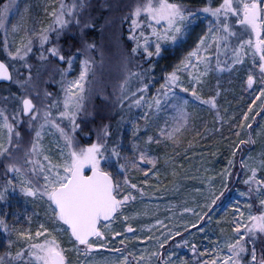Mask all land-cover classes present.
I'll use <instances>...</instances> for the list:
<instances>
[{
	"label": "rangeland",
	"instance_id": "1",
	"mask_svg": "<svg viewBox=\"0 0 264 264\" xmlns=\"http://www.w3.org/2000/svg\"><path fill=\"white\" fill-rule=\"evenodd\" d=\"M60 2L61 0H5L0 7H3L5 3L13 5L6 22L9 29L7 40L10 47L14 48L25 34L23 28L18 32L11 31L14 23L22 24L29 30L39 31L51 20L45 9L50 11L52 7H58ZM63 2L71 5L73 2L79 3V0H63ZM136 2L137 0H87V7L78 12L80 24H76L73 19L72 24L60 36L59 41L56 40L55 33H52V42L46 44L43 49L47 59H40L42 49L38 39L35 41L33 51L26 57L27 63L31 65L30 69L24 66V61H12L4 52L6 34L4 29L0 28V55L10 65H16L11 68L13 75L11 85L0 88V110H4L11 116L18 106H22L20 98L24 95L30 96L38 108H43L52 100L59 99L62 109L64 95L62 85L79 76L81 60L91 59L93 63L86 80L84 108L77 117V122L80 124V128L76 131L77 140L81 145L92 143L96 141L98 134H101L104 126L108 125L109 136L101 135V138L108 140L109 155L111 145L116 144L121 152V163L125 162L124 157L135 158L139 168H130L128 175L131 182L136 183L138 188L144 189V194L137 189H128L136 196V199L127 202L119 211L117 219L113 221V228L120 231L122 235L113 238L109 234V247L122 248L124 245H120L119 241L133 236V233L125 231L126 223H130L134 234L141 237L159 236L162 232L166 233V229L175 228L180 231L181 235L174 236L173 240L165 244L163 249L158 248L155 240L131 239L127 240L128 249L129 251L134 250L137 255L145 248L149 252L153 250L160 252L159 258H151L152 264H163V258L167 257L169 252L175 253L171 257L172 260L182 258L188 264H197L198 261L211 259L214 255L208 253L201 256L200 252L205 247L211 248L218 238L231 234L236 207L245 213L248 212L246 204L250 203L253 206V212L261 207L260 198L255 192L251 196L240 195L242 192H248V185L244 183V180L251 175L250 171L242 167V160L251 166L260 168L257 176L264 177V168H261L259 164V161L264 159V108L261 107L264 104V98H257L259 83L252 89H248L246 83L249 69L257 75V78L259 71L253 67L251 59L246 58L243 64H236L231 69L209 72L203 78L204 83L200 86V91L205 99L209 96H216V108H212L201 100H196L190 93L181 92L179 88L174 89L178 95L189 101L188 123L176 133L175 142L160 137L159 128L163 127L166 121L168 125H174V118L177 117L175 110L169 106L171 101L164 104L163 110L155 115H152L146 104L143 107L133 106L129 109L130 99L125 100L123 106L118 102L119 85L129 69L138 71L141 68L147 69L149 64H152L154 65L151 72L152 82L146 93L151 99L159 85L163 83L165 72L171 71L179 60L195 47L199 36L207 30L208 20L211 17L199 14L200 18L192 23L181 41L175 44H162V52L159 56L147 57L142 49L140 54L132 56L131 48L134 41L129 38L130 12ZM180 2L195 11L209 2L216 6L221 0H180ZM232 23L238 32L243 31L239 25L235 24V17H232ZM85 24L88 26L85 27ZM244 38H247V34H244ZM235 42L233 40V43ZM53 43H58L65 56L74 57L70 68L67 60L61 62L57 57H52L47 53L46 49ZM88 44H94L95 48H87ZM78 49L80 51H77ZM152 50L155 51L154 45ZM211 52L210 59L214 68L215 48L211 49ZM230 57L231 52H228L229 63L231 62ZM220 59L225 60V55L221 54ZM63 69H68V71L62 80ZM29 72H31V80L28 79ZM17 80L25 83L19 84ZM184 83L187 86V74H184ZM139 86V80L131 81L130 87L133 92ZM217 90H219V95H216ZM46 92L52 95L46 96ZM254 100L255 103H253ZM249 105L253 109L249 117L254 116L255 119L244 121L243 114L249 111ZM52 111L55 113L56 109ZM145 112H149L147 127H145V120L141 118ZM121 117L124 118L121 119ZM23 119L26 122L28 118ZM56 119L60 118L56 117ZM242 121H244L243 126H241ZM134 123L140 126L136 136H133L132 132ZM63 124L68 125V121L65 120ZM248 124H251V128ZM19 127L23 133L22 147L19 150L22 153L30 143L31 133L26 123L20 124ZM112 132H115L116 136L109 139ZM149 135L161 142L157 143L156 139L148 142ZM250 138L255 143H246L240 145L238 149L235 148L240 140L248 141ZM57 140L58 135L47 132L44 134L43 143L54 159L58 158L59 152L56 147ZM134 143H139L141 147L146 144L148 155L155 157L156 163L140 161L139 152L133 157ZM234 149L235 155H233ZM229 159L233 160V164L230 166L231 175L227 180L228 188L224 190V195L210 210L203 209L212 217L211 221L205 218L196 227H189L190 223H195L197 217L193 212H185L184 209L191 208L194 212H201L200 206L205 202L204 197L208 194L209 183L217 187L221 184L223 179L221 173L229 167ZM5 163L6 157H0V190H3L8 177L15 176L14 173L6 174ZM110 170L123 183V173L115 157L111 158ZM145 180L148 183H143ZM124 216H128L129 220L125 221ZM0 217L5 220L10 229H13L9 234L0 226V255L9 250V239L15 242L10 247L13 253L23 244V241L17 239L15 231L30 229L35 233L40 223L52 226L46 204L39 199L25 197L18 187H9L6 198L0 200ZM156 220H160L162 225H157ZM144 225H152V228H145ZM200 228L204 231H200ZM221 229L224 231L222 232ZM181 238L189 241V245L180 244ZM61 239L66 247H70L67 235H61ZM191 244L197 246L196 253L192 252ZM256 248L257 259H259L261 253L264 252V237L257 240ZM113 255L116 254L107 249H99L95 250L94 257L89 256L87 259L94 258L97 264H103L105 257ZM68 257L72 264H75L76 253L69 251ZM245 258L250 259V252L245 254ZM80 259L85 258L80 257ZM14 264H23V261H16ZM132 264H136V261H132Z\"/></svg>",
	"mask_w": 264,
	"mask_h": 264
},
{
	"label": "snow or ice",
	"instance_id": "2",
	"mask_svg": "<svg viewBox=\"0 0 264 264\" xmlns=\"http://www.w3.org/2000/svg\"><path fill=\"white\" fill-rule=\"evenodd\" d=\"M12 6L10 3H5L3 7H0V28L4 29L6 34L3 49L12 61H24V66L30 69L31 65L27 63L26 57L33 51L35 41L38 39L42 49L40 59H47L43 49L46 44L52 42V33H55L56 40L59 41L60 36L72 24L73 19L76 24H80L78 12L87 7V0H79V3L73 2L71 5L61 0L58 7H52L50 11L45 9L51 20L39 31L29 30L22 24L14 23L11 31L18 32L23 28L25 33L14 48L10 47L7 40L9 29L6 23ZM199 14L211 17L208 20L207 30L199 36L195 47L191 48L171 71L165 72L163 83L159 85L151 99L146 93L152 82L151 72L154 68L152 64H149L147 69L141 68L138 71L129 69L119 85L118 102L123 106L124 101L130 99L129 109L133 106L143 107L146 104L152 115H155L163 110L164 104L171 101L169 106L177 113V117L174 118L175 123L170 126L166 121L164 126L159 128V135L173 142H175L176 133L188 123L190 115L187 111L189 101L178 95L174 89L179 88L181 92L190 93L196 100H201L212 108H216V96H209L205 99L200 91V86L204 83L203 78L213 70L231 69L236 64H243L246 58H250L253 67L259 71V77L257 78V75L249 69L246 80L247 88L252 89L259 83L257 98H264V0H221L216 6L209 2L195 11L180 0H137L130 12L129 38L134 41L131 55L140 54L142 49L147 57L159 56L162 52V44H175L181 41L192 23L200 18ZM232 17H235V24L240 26L242 32H238L233 27ZM244 34H247L246 39ZM233 40L236 42L233 43ZM153 45L155 51L152 50ZM87 48H95V45L88 44ZM213 48L216 54L214 68L210 59ZM46 51L61 62L67 60L69 68L71 67L74 57L65 56L58 43H53ZM228 52H231L230 63L227 59ZM221 54L226 57L223 61L220 59ZM92 63L91 59L81 60L79 76L62 85L64 89L62 109L59 99L52 100L43 108H38L30 96L24 95L20 98L22 106H18L11 116L4 110H0V157H6V174H15L14 177H8L4 183L3 190H0V200L6 198L9 187H18L25 197L43 201L52 221L51 227L40 223L35 233L30 229L15 231L17 239L23 241V244L13 253L10 247L15 242L9 239V250L0 255V264H14L16 261H23V264H72L68 257L69 251H74L77 255L75 264H97L94 258L92 260L87 258L94 257L95 250L99 249H107L116 254L112 257H105L103 264H132V261H136V264H152L151 258H159L160 252L155 250L149 252L145 248L137 255L134 250L129 251L127 240H155L158 248L163 249L164 245L173 240L174 236L181 235L180 231L174 228L166 229V233L162 232L159 236L141 237L134 234L130 223H126L125 231L133 233V236L119 241L120 245H124L122 248L109 247V234L113 238L122 235L120 231L113 228V221L117 219L119 211L127 202L136 199V196L128 189H137L141 194H144V189L138 188L136 183L131 182L128 175L130 168H139L135 158L124 157L125 162L121 163V152L116 144L111 145L109 155L108 140L101 138V135L109 136L108 125L104 126L101 134H98L96 141L92 143L81 145L77 140L76 131L80 128L77 117L84 108L86 80ZM15 66V64L10 65L0 60V80L12 81L13 75L10 69ZM67 71L68 69L62 70V80ZM184 74H187V86L184 83ZM28 79L31 80V72H29ZM134 79L140 82L135 92L130 87ZM16 82L25 83L19 80ZM45 95L51 96L52 94L46 92ZM216 95H219V90ZM261 107L264 108V104ZM52 109H56L55 113ZM153 109L155 111H152ZM252 110L249 105V111L243 114L244 121L255 119L254 116L249 117ZM24 117L28 118L26 122ZM56 117L60 119L57 120ZM141 118L145 120V127H147L149 112H145ZM65 120L68 121V125L63 124ZM244 121L241 122V126ZM22 123H26L30 130L31 139L29 145L21 153L19 150L22 147L23 133L19 125ZM248 127L251 128V124H248ZM139 128L140 126L134 123L133 136H136ZM46 132L58 135L56 147L59 152L56 159L49 154L50 150L43 143ZM154 139L156 138L151 135L147 137L148 142ZM156 142L161 141L156 139ZM246 143H255V141L251 138L248 141L240 140L235 148L238 149L240 145ZM137 152H139L140 161L156 163V158L148 155L146 144L141 147L139 143H134L133 157ZM233 155H235V149ZM112 157L116 158V163L123 173V183L110 170ZM232 164L233 160L229 159V167L221 173L223 179L218 187L209 183L208 194L204 197L205 202L200 206L201 212H194L191 208L184 209L185 212H193L197 217L195 223H190L189 227H196L205 218L211 221L212 217L203 209L210 210L224 195V190L228 188L227 180L231 175L230 166ZM259 164L261 168H264V159L260 160ZM241 165L250 171L251 175L244 180V183L248 185V192H242L240 195L251 196L255 192L260 198L261 207L253 212V206L250 203L246 204L247 213L236 207L231 234L218 238L211 248L205 247L200 252L201 256L208 253L214 255L211 259L198 261L197 264H264V252L257 259L256 248L257 240L264 237V177L257 176L260 168L251 166L244 160L241 161ZM143 183L146 184L148 181L145 180ZM123 219L128 221L129 217L124 216ZM155 223L162 225L160 220H156ZM0 226L6 233L11 234L13 231L2 217H0ZM143 227L151 229L152 225ZM200 231L204 229L200 228ZM221 231L224 230L221 229ZM61 235H67L70 247L65 246ZM180 244L188 246L189 241L181 238ZM191 250L196 253L198 248L195 244H191ZM249 252L250 259H246L245 254ZM174 255V252H169L168 256L163 258V264H188L182 258L172 260L171 257ZM80 257L85 259H80Z\"/></svg>",
	"mask_w": 264,
	"mask_h": 264
},
{
	"label": "trees",
	"instance_id": "3",
	"mask_svg": "<svg viewBox=\"0 0 264 264\" xmlns=\"http://www.w3.org/2000/svg\"><path fill=\"white\" fill-rule=\"evenodd\" d=\"M5 2V0H0V5L2 4V3H4ZM123 32L125 33L126 32V29L124 28L123 29ZM0 60H3V58L1 57V55H0ZM120 116V115H119ZM118 116V117H119ZM132 117V116H131ZM116 136V133L114 132H112V136L109 138V139H113L114 137Z\"/></svg>",
	"mask_w": 264,
	"mask_h": 264
},
{
	"label": "water",
	"instance_id": "4",
	"mask_svg": "<svg viewBox=\"0 0 264 264\" xmlns=\"http://www.w3.org/2000/svg\"><path fill=\"white\" fill-rule=\"evenodd\" d=\"M12 81H3V80H0V86H5V85H10ZM24 118H27V117H24ZM90 174V173H89Z\"/></svg>",
	"mask_w": 264,
	"mask_h": 264
},
{
	"label": "flooded vegetation",
	"instance_id": "5",
	"mask_svg": "<svg viewBox=\"0 0 264 264\" xmlns=\"http://www.w3.org/2000/svg\"><path fill=\"white\" fill-rule=\"evenodd\" d=\"M10 70H11V69H10ZM11 83H12V82H11ZM10 85H11V84H10ZM10 85H5V86H10ZM3 86H4V85H3ZM3 86H0V88L3 87Z\"/></svg>",
	"mask_w": 264,
	"mask_h": 264
}]
</instances>
